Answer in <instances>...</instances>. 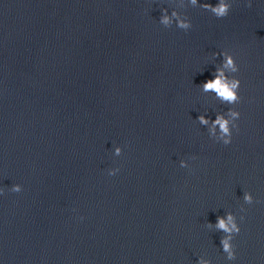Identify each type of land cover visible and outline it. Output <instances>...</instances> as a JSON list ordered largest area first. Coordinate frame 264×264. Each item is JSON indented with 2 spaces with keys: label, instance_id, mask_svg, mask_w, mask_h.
Masks as SVG:
<instances>
[{
  "label": "water",
  "instance_id": "water-1",
  "mask_svg": "<svg viewBox=\"0 0 264 264\" xmlns=\"http://www.w3.org/2000/svg\"><path fill=\"white\" fill-rule=\"evenodd\" d=\"M229 2L218 19L189 0H0V264H264V0ZM173 11L189 30L159 23ZM225 50L236 105L200 87ZM230 107L225 146L197 118ZM228 211L233 261L207 227Z\"/></svg>",
  "mask_w": 264,
  "mask_h": 264
},
{
  "label": "clouds",
  "instance_id": "clouds-1",
  "mask_svg": "<svg viewBox=\"0 0 264 264\" xmlns=\"http://www.w3.org/2000/svg\"><path fill=\"white\" fill-rule=\"evenodd\" d=\"M189 3L193 7H201L206 11L211 12L216 18L226 17L231 10V3L229 0H218L213 6L210 3L198 4V0H189ZM251 5L249 4V7ZM166 11V10H165ZM172 17H176L175 21L168 15L164 14L160 17L159 23L165 27H171L175 22L176 26L182 30H189L191 28V21L187 18H179L178 14L173 11ZM216 55V54H214ZM219 55H222L223 60L219 66H215L214 79H208L206 82L200 85L203 92H211L215 94L216 99L221 104L236 105L241 101L239 95V89L241 85L240 79L235 75L239 71V65L236 62L234 55L225 50ZM240 112L235 107H230L226 112H217L215 119L206 118L205 115H200L197 119L198 122L203 126L211 125L207 127L209 137L222 142L225 146L232 142L233 130L239 131V125L236 123L240 118ZM122 153V148L117 146L114 149V154L119 156ZM194 159V157H193ZM180 166L187 168L188 163L185 160L180 161ZM119 171L118 168L109 169L108 174L115 175ZM12 192L19 193L22 191V186L15 184L10 189ZM243 201L246 204H253L254 197L250 192H243ZM2 194V190H0ZM243 205L240 207V212H244ZM244 217L240 216V220L243 221ZM207 227L212 229L213 227L222 232L221 245L223 252L226 254V258L229 261L236 259V250L233 240L240 233V225L237 222V216L231 211L226 212L224 216H218L215 225L208 223ZM198 264H211L210 260L199 258Z\"/></svg>",
  "mask_w": 264,
  "mask_h": 264
}]
</instances>
